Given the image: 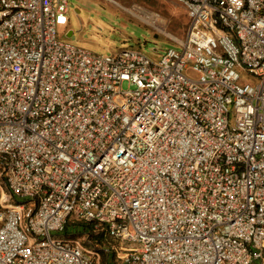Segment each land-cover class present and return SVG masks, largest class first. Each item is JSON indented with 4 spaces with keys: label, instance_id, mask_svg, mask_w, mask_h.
I'll return each mask as SVG.
<instances>
[{
    "label": "built area",
    "instance_id": "2783aa9c",
    "mask_svg": "<svg viewBox=\"0 0 264 264\" xmlns=\"http://www.w3.org/2000/svg\"><path fill=\"white\" fill-rule=\"evenodd\" d=\"M174 1L152 58L61 40L68 0H0V264H99L68 223L106 264H264V0Z\"/></svg>",
    "mask_w": 264,
    "mask_h": 264
},
{
    "label": "rangeland",
    "instance_id": "374dc122",
    "mask_svg": "<svg viewBox=\"0 0 264 264\" xmlns=\"http://www.w3.org/2000/svg\"><path fill=\"white\" fill-rule=\"evenodd\" d=\"M70 9L57 16L59 38L94 54H111L125 48L137 49L158 58L169 48L179 49L185 37L187 18L184 8L174 0H68ZM134 7L157 13L156 28L146 24ZM70 35L67 38V35ZM126 90L127 85L123 84ZM69 238L86 240L84 235ZM93 246V245H92ZM99 245V264H106ZM118 252L111 251L108 264H118Z\"/></svg>",
    "mask_w": 264,
    "mask_h": 264
},
{
    "label": "trees",
    "instance_id": "16d2710c",
    "mask_svg": "<svg viewBox=\"0 0 264 264\" xmlns=\"http://www.w3.org/2000/svg\"><path fill=\"white\" fill-rule=\"evenodd\" d=\"M73 233L74 236L78 235H86L89 234V240L95 247H99V245L108 244V238L104 232H99L98 234H94L93 225H84L79 223H68L65 229V234Z\"/></svg>",
    "mask_w": 264,
    "mask_h": 264
},
{
    "label": "crops",
    "instance_id": "0c3cea01",
    "mask_svg": "<svg viewBox=\"0 0 264 264\" xmlns=\"http://www.w3.org/2000/svg\"><path fill=\"white\" fill-rule=\"evenodd\" d=\"M66 235H69V236H70V235H74V234H73V233H67ZM84 236H85V235H84ZM77 239H80V238H77Z\"/></svg>",
    "mask_w": 264,
    "mask_h": 264
},
{
    "label": "bare ground",
    "instance_id": "6f19581e",
    "mask_svg": "<svg viewBox=\"0 0 264 264\" xmlns=\"http://www.w3.org/2000/svg\"><path fill=\"white\" fill-rule=\"evenodd\" d=\"M107 1L113 2L114 0H107Z\"/></svg>",
    "mask_w": 264,
    "mask_h": 264
},
{
    "label": "water",
    "instance_id": "95a60500",
    "mask_svg": "<svg viewBox=\"0 0 264 264\" xmlns=\"http://www.w3.org/2000/svg\"><path fill=\"white\" fill-rule=\"evenodd\" d=\"M66 37H67V38H69V37H70V35L68 34Z\"/></svg>",
    "mask_w": 264,
    "mask_h": 264
}]
</instances>
